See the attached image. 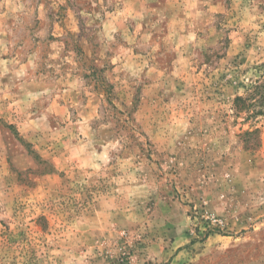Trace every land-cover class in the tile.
Instances as JSON below:
<instances>
[{
    "label": "rangeland",
    "instance_id": "obj_1",
    "mask_svg": "<svg viewBox=\"0 0 264 264\" xmlns=\"http://www.w3.org/2000/svg\"><path fill=\"white\" fill-rule=\"evenodd\" d=\"M263 72L264 0H0V264H264Z\"/></svg>",
    "mask_w": 264,
    "mask_h": 264
},
{
    "label": "trees",
    "instance_id": "obj_2",
    "mask_svg": "<svg viewBox=\"0 0 264 264\" xmlns=\"http://www.w3.org/2000/svg\"><path fill=\"white\" fill-rule=\"evenodd\" d=\"M234 107L238 114L248 112L245 119L264 115V72L261 79L256 80L246 88L245 94L238 95L235 98ZM258 131V129H255L253 133ZM256 143L259 145L260 141L256 140Z\"/></svg>",
    "mask_w": 264,
    "mask_h": 264
}]
</instances>
